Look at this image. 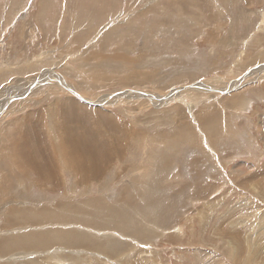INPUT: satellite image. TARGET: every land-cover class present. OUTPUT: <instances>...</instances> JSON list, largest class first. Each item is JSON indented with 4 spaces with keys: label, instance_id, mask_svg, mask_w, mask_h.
I'll return each mask as SVG.
<instances>
[{
    "label": "rangeland",
    "instance_id": "374dc122",
    "mask_svg": "<svg viewBox=\"0 0 264 264\" xmlns=\"http://www.w3.org/2000/svg\"><path fill=\"white\" fill-rule=\"evenodd\" d=\"M261 54L264 0H0V147L42 123L68 145L56 129L72 100L91 155L110 138L100 115L124 130L85 181L56 148H37L36 167L57 162L44 186L0 159V264H264Z\"/></svg>",
    "mask_w": 264,
    "mask_h": 264
},
{
    "label": "bare ground",
    "instance_id": "6f19581e",
    "mask_svg": "<svg viewBox=\"0 0 264 264\" xmlns=\"http://www.w3.org/2000/svg\"><path fill=\"white\" fill-rule=\"evenodd\" d=\"M262 57L264 59V55H262ZM118 58H119V56H118ZM257 70H260V69H257ZM20 71L23 74H25L27 72V70L24 69V68H22V70H20ZM46 75H47V72H46V74L45 73L43 74L42 78L48 77L47 79H54V78H57L56 76L58 74L56 75L55 73L48 72V75L47 76ZM124 75L119 76L117 80L126 81V83H127V82H131V81H133L135 79H138V76L136 74L131 75L129 78H125ZM0 76H1L0 78H2V77H4V74H1ZM107 80L112 81V78H107ZM104 81H106V80H104ZM241 82H242V80H241ZM42 83H43V81L37 82V84H39V86H37V87L35 86V88L38 89V87H41L40 85ZM63 86L67 88V86L65 84H63ZM233 86H234V84H233ZM208 87H210V86L208 85ZM29 88H30V86L28 87L27 91L29 90ZM37 89H35L33 92H37L38 91ZM204 90H207V88L204 89ZM75 91H73V92H75ZM19 97H20V95H19ZM128 97H131V98H139L140 97V98H144L145 99V97H141L139 95H135V96L129 95ZM175 97H176V95H175ZM108 98H107V96H105L101 100L102 101H106ZM10 99L11 98L9 97V99H7L6 102H8V100H10ZM154 99H155V97L152 96L149 100H152V102H153ZM164 99H166V97ZM164 99L163 100H159L160 103H163L165 101ZM113 100L111 99V100H108V101L112 102ZM179 100H180V98H179ZM96 103H98V102L90 101V104H96ZM110 103H108V104H110ZM79 106H81V105H78V103H76V101H74V100H72L71 102H67V108L68 109H66L64 107L65 108L64 113H67L68 118L64 114V117L66 118V120L64 122L65 127L63 125H61L63 127V129H65V130L56 129L58 131L59 137L61 139L68 140V145L52 144V139L49 138L50 132L47 131V128H43V123L41 124V126L39 128L38 127L37 128L31 127L32 133H34V134H32V133L26 134L29 131L30 125H28V124H19V129H18V131L16 133V136L14 138V139H19V141L17 142L16 147L14 148V147L9 146V145H7V146L2 145L3 147H0V159L5 161V163H6L5 165L6 166L10 164L11 170L10 171L8 170V172L10 174H12V173H14L17 170L21 174L19 178H22V179L20 181H26V183H28L29 179H23V178H28V177H25L24 175L27 174V172H31L32 170H36V169L40 168L39 173H40L41 176L39 177V181H38L39 186H41V185L44 186L46 184V182H48V183L51 182L53 180V176H54V170H55L54 166L57 163L56 160L52 159L53 158L52 157L50 159V161H49V165H47V166H45V165H41L40 166L39 165V166L36 167V162L39 160V156L41 157V154L39 152H37V148L38 147L41 148L42 146H45L47 154H50L53 151V148H56L58 150V155L61 154V156L64 158L63 161H66V163H67V164L64 165L63 169L65 171H67V172L71 171L72 174L74 173V174H77V175H81L82 178L79 177L78 181H80V179H81V181H85L84 177L87 175V173L89 174V176L98 177L100 172H101V170H100L101 167H102L101 163H104L106 160H111V159L114 158L115 152L109 151L108 149L109 148L113 149V148H115L117 143L119 144V143L122 142V140L124 138V132H123L124 130L122 129L119 133H117L118 129L121 127V124L118 123L113 116H110V115L107 116V114L100 115V116H104V119H106L107 122L109 123V125L107 126V128H108V130H107L108 132L107 133L109 134L110 138L108 139L109 140L108 143H106L107 142V140H106L107 136L104 133H101V139H100V137L98 135H96V140H97L98 145L100 146L101 152L91 155V152H90L91 147H90V145L88 143H86L84 141V134L81 135L80 137L78 136L79 139H77V140L73 139L74 127H77V126L81 127V129H83L82 133L87 128L86 126H84V124L82 122H79L78 119H77L78 117H81L82 113H83V112L82 113H77L78 109H76V108L79 107ZM2 110H3V105L0 108V117H1V113H3V112L6 115V111H2ZM5 110H7V109H5ZM85 110H86V114L88 113L87 115H91L92 112L89 111V109H85ZM11 111H12V109L10 110V112ZM38 112H36V113L38 114ZM37 114H33V112H29V117L37 115ZM75 115H77L78 117H76ZM74 116H75V118H74ZM30 119L32 120V122H34L33 117H30ZM85 119H86V116L83 117V120H85ZM80 121H81V119H80ZM6 128L7 129H5V126L3 128H1V134L4 133L5 137L6 136L7 137H13L15 130L14 129L10 130L8 128V126H6ZM78 129H80V128H78ZM78 129H76V130H78ZM125 130H127V129H125ZM37 131H40V134ZM45 131H47V133H45ZM77 134L79 135V133H77ZM122 134H123V137H122ZM102 140L105 142V144H103ZM111 141L113 143H111ZM82 147H86V148H88V150L85 149L87 151H85L84 153L82 151L81 152L80 151H76V149L84 150ZM62 148H66L65 151H62ZM8 149L11 150L10 153L7 152ZM26 156L29 159V164H28L27 167H25V162L23 160H21V158H20V157H26ZM36 158H37V160H36ZM20 163L22 164L21 166H20ZM39 163L41 164V158L39 160ZM98 166H100V167H98ZM26 183H24V184H26ZM3 192H4V190H0V195ZM26 195H28V194H26ZM24 198H26V196ZM27 199H29V198L27 197ZM91 203H90V205H91ZM4 204L5 203L3 202L0 205V207L4 206ZM0 213L3 214V215H6L5 209L1 210ZM20 214L22 216L23 215H27L26 212H21ZM45 215L47 216V212L46 211L41 213V216H45ZM103 216L104 217H99V218H102V219H105V220H106L105 216L109 218V211L104 213Z\"/></svg>",
    "mask_w": 264,
    "mask_h": 264
},
{
    "label": "water",
    "instance_id": "95a60500",
    "mask_svg": "<svg viewBox=\"0 0 264 264\" xmlns=\"http://www.w3.org/2000/svg\"><path fill=\"white\" fill-rule=\"evenodd\" d=\"M247 76V75H246ZM199 85H201V84H195V85H193V86H189V87H187V89H195V90H199ZM203 85V84H202ZM183 90H185V89H182V90H178V91H175V92H173V93H179V92H182ZM211 90V89H210ZM209 91V90H208ZM212 91V90H211ZM132 94H136V95H139V96H141V97H145V98H151L152 96L151 95H149V94H147V93H144V92H140V91H132L131 92ZM172 96H170L169 97V99L171 98Z\"/></svg>",
    "mask_w": 264,
    "mask_h": 264
}]
</instances>
